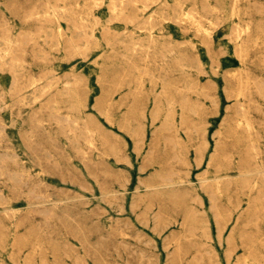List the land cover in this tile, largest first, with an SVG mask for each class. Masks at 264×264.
<instances>
[{"label":"rangeland","instance_id":"rangeland-1","mask_svg":"<svg viewBox=\"0 0 264 264\" xmlns=\"http://www.w3.org/2000/svg\"><path fill=\"white\" fill-rule=\"evenodd\" d=\"M0 264H264V0H0Z\"/></svg>","mask_w":264,"mask_h":264},{"label":"bare ground","instance_id":"bare-ground-1","mask_svg":"<svg viewBox=\"0 0 264 264\" xmlns=\"http://www.w3.org/2000/svg\"><path fill=\"white\" fill-rule=\"evenodd\" d=\"M240 92V91H239ZM239 95V94H238ZM189 241V240H188Z\"/></svg>","mask_w":264,"mask_h":264}]
</instances>
